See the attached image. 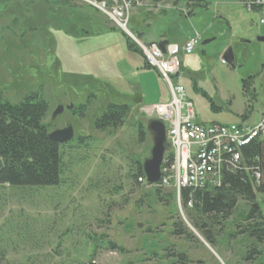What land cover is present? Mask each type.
I'll list each match as a JSON object with an SVG mask.
<instances>
[{
	"label": "rangeland",
	"instance_id": "374dc122",
	"mask_svg": "<svg viewBox=\"0 0 264 264\" xmlns=\"http://www.w3.org/2000/svg\"><path fill=\"white\" fill-rule=\"evenodd\" d=\"M53 1L0 0V98L17 104L39 93L48 104L44 120L48 133L66 126L73 132L65 144L67 169L59 186L0 187V240L9 246L3 264H18L31 247L40 246L42 253L53 255L56 245L81 260H87L96 247V264H175L168 253L191 255L196 249L218 264H251L243 257L253 249L252 257L258 256L252 264H264V244L258 245L244 232L248 203L238 201L230 218L208 224L206 232L214 244L209 245L194 228L207 220L180 210L175 199L167 197L172 195L170 189L161 188L157 196L156 184L133 185L128 175L134 163L142 165L150 157L147 124L152 119L141 108L155 104L148 88L152 81L144 76L146 101L138 104L127 85L137 77L135 58L127 60L123 54L129 48L127 36L112 28L108 37H115L121 47L110 49L99 38L102 16H92V9L76 1L60 8ZM183 2L190 9V3ZM82 8L89 18L69 11ZM146 22L140 20L146 32L154 38L164 34L170 43L180 45L191 34L199 36L193 54L184 56L180 64L178 80L196 123L258 122L264 112V43L255 42L257 36H264V29L258 14L238 0H203L190 17L169 10ZM72 30L76 36L70 34ZM227 50L234 61L221 64ZM124 103L129 104L128 114L121 127L104 131L94 127L109 104ZM59 106L64 109L54 117ZM255 203L263 215V198L251 204ZM174 223H180L184 235L172 234ZM107 242L117 249L107 250Z\"/></svg>",
	"mask_w": 264,
	"mask_h": 264
},
{
	"label": "trees",
	"instance_id": "16d2710c",
	"mask_svg": "<svg viewBox=\"0 0 264 264\" xmlns=\"http://www.w3.org/2000/svg\"><path fill=\"white\" fill-rule=\"evenodd\" d=\"M70 1L56 0L51 3L60 8ZM187 1L190 3L187 5L193 7L200 6L203 2V0ZM126 41L129 49L139 52L129 38L126 37ZM80 107L85 108V106ZM47 113L48 104L39 93H32L17 104L0 98V187L31 190L55 188L61 184L67 169L64 164L65 145L56 144L47 138L49 128L44 124ZM127 114L128 105L109 104L94 121V127L99 131L118 129L123 125ZM139 129L142 136L141 126ZM170 161L171 158H169ZM243 166L259 173L260 183L255 188L243 171ZM238 168L240 169L236 171L225 172L222 183L217 188L204 190L184 188L180 190L182 208L190 215L195 214L199 219L207 220L206 223L200 221L203 224L199 223L194 226L195 229L202 232V235L206 234L204 229L209 223L215 224V220L230 218L238 201L253 203L256 201V196L260 195L264 202V142L256 140L242 147ZM128 178L133 181V185L141 184L138 180H142L144 176L142 165L139 162L134 163V169L129 172ZM154 188L156 195L159 196L161 188L156 186ZM171 193L172 195L167 197L174 199V193ZM189 203L191 207H187ZM248 222L245 232L249 238L257 242L264 241V212L263 215L259 211L250 215ZM172 228L174 236L184 235L180 223L172 224ZM205 240L211 243L209 237ZM8 248V243L0 240V264L6 262ZM39 248L40 246L31 247L26 254L23 253L18 264H51L54 259H57V262L52 264H96L94 261L96 247L87 260L66 255L61 251L59 245L55 246V249L52 250L53 255L49 256L42 253ZM105 248L111 251L117 249L116 245L110 242L105 244Z\"/></svg>",
	"mask_w": 264,
	"mask_h": 264
},
{
	"label": "built area",
	"instance_id": "2783aa9c",
	"mask_svg": "<svg viewBox=\"0 0 264 264\" xmlns=\"http://www.w3.org/2000/svg\"><path fill=\"white\" fill-rule=\"evenodd\" d=\"M86 5L105 17L107 21L132 40L146 64L154 69L165 83L170 99L164 104L142 108L152 120L159 121L165 129L167 152L160 168V180L155 185L170 189L181 210L180 190L217 188L225 172L236 171L241 160V148L252 141L264 142V114L253 125H201L194 121V113L186 100L184 89L178 84L180 55H191L199 41L195 35L181 47L167 44L161 50L157 43H142L129 30L131 18L138 12L158 15L169 10L186 16L189 9L177 0H72ZM248 11L256 10L259 25L264 29V0H238ZM189 7V6H188ZM221 64H225L222 59ZM171 155V157H169ZM169 158L171 161L169 162ZM253 188L259 185L256 170L243 166ZM145 182V178L138 180ZM146 184V182H145ZM187 207H191L189 203Z\"/></svg>",
	"mask_w": 264,
	"mask_h": 264
},
{
	"label": "crops",
	"instance_id": "0c3cea01",
	"mask_svg": "<svg viewBox=\"0 0 264 264\" xmlns=\"http://www.w3.org/2000/svg\"><path fill=\"white\" fill-rule=\"evenodd\" d=\"M177 3L180 6H182V4H183V6H185V3L184 2L181 3V0H177ZM241 5H242V3H241ZM242 6H244V5H242ZM189 8H190L189 9V13L186 15V17H190L192 15V9L194 7L190 6ZM69 11H70L71 15H79V14H82L84 19L85 18L87 19V17L89 18V14H87L83 9L81 11H78V10H75V9L69 10ZM92 11L94 12L92 14V16H100V17L102 16L99 13H97L96 11H94L93 9H92ZM250 12H253V13L258 14L256 10H253V11H250ZM166 13H167V11L166 12H161L158 15H147V14H145L143 12H138L136 15H134L131 18V21H130V26L132 28V30H130L131 33L136 38L140 39V41H142V39H144V41H145L144 43L145 44H148V43H157L158 45H160L162 43L163 47L165 45H167V44H173V45H177V46L181 47L187 40H189L190 38L193 37L192 34L189 37L185 38L183 40L182 44L178 45L176 43H170L168 41L167 37L164 34H161V35H159V37L154 38L151 33L146 32L147 30H144L143 29L144 27H141L140 26V20H141L142 23L143 22L145 23L146 21H148L149 19H152L153 17H159V16H162V15L164 16ZM102 18L104 19V21L99 22V25L100 26L98 25L99 26L98 28L100 30L99 31L100 41L102 40L104 42H107L108 43V48H110V49L120 48L121 45L119 44V42L116 40L115 37H112V35H110V37H108V34L109 33H107V32H109V31L111 32L112 28L114 29V27H112L110 25V23L107 21V19L105 17L102 16ZM91 22H92V24H94L96 21H91ZM146 23H145V25H146ZM70 34L76 36V32L73 31V30L70 32ZM104 42H103V44H104ZM229 51L230 50H227L225 52V54L228 53ZM123 54H124V56L126 57L127 60H129L130 57L131 58H135V60H136V64L134 66V67H136L135 70H134V74L136 73V76L137 77H135V81L132 80L131 82H127V85H128V88H129L130 91L136 93L137 96L135 97V99L138 101V104H141L143 101H146L145 91H144V85H145V78H144V76H147V75L149 76L150 81H152L151 83L148 84V88L152 89L151 98L153 99V101H155L154 102L155 104H153V105L164 104V103L168 102L169 99H170V94H169L168 89H166L167 87H166L165 83L160 79V77L157 74V72L154 69L150 68L146 64V62H145L143 56L141 55V53L140 52H136V54H134L128 48L127 50H125L123 52ZM184 56H189V55H180V64H182L183 62H185L184 61ZM138 57L140 58V60L138 59ZM233 61H234V59H233ZM232 68H234V67L232 66ZM139 77H142V78L139 79ZM138 104H137V108L139 107ZM122 105H129V104L128 103H124ZM263 114H264V112H262L260 114V116L263 115ZM212 124H217V123H212ZM250 126H253V124L250 125Z\"/></svg>",
	"mask_w": 264,
	"mask_h": 264
},
{
	"label": "water",
	"instance_id": "95a60500",
	"mask_svg": "<svg viewBox=\"0 0 264 264\" xmlns=\"http://www.w3.org/2000/svg\"><path fill=\"white\" fill-rule=\"evenodd\" d=\"M255 42L264 43V36H257ZM209 43V41L203 42L202 45ZM162 50V43L159 45ZM226 63L232 64L233 56L229 51L223 56ZM63 107L59 106L54 112L53 116H57L62 113ZM68 110L72 109V106L67 107ZM53 117V118H54ZM147 130L151 134L152 146L150 149V157L142 162V172L145 178L147 186H153L157 184L160 180V168L162 165V160L164 152L167 148L165 129L162 123L156 120H150L147 124ZM47 138L59 145H65L73 138V132L71 127H66L65 129L56 130L47 134Z\"/></svg>",
	"mask_w": 264,
	"mask_h": 264
},
{
	"label": "flooded vegetation",
	"instance_id": "af4514ba",
	"mask_svg": "<svg viewBox=\"0 0 264 264\" xmlns=\"http://www.w3.org/2000/svg\"><path fill=\"white\" fill-rule=\"evenodd\" d=\"M66 127H68V126H66ZM258 197H261V196L257 195L256 198H258ZM246 203H248V202H246ZM248 205H249V215H248V217L250 215H252V214L253 215L256 214V212L261 209V206L258 203H255V204L248 203ZM248 217H247V220H248ZM206 230L207 229L205 228L204 229V233H206V234L203 235V236L205 238L209 237V241L211 242V243H209L208 241L205 240L206 243L209 244V245H214L213 241L211 240L210 234L208 232H206ZM245 234H247V233L245 232ZM255 242L258 245L264 244V241H259V242L255 241ZM254 253H255V251L253 249L250 250L248 252V254L244 255L243 261L251 263V264H252V261H253V263H255L256 260H257L256 258L258 256V253L255 254L256 256L252 257V254H254ZM168 256H169L168 257L169 259H171V260L175 259L177 261V263L175 262V264H218L214 260H212L207 254H205V252H202L201 250H198V249H196L191 255L186 254V253H172V252H170V253H168Z\"/></svg>",
	"mask_w": 264,
	"mask_h": 264
}]
</instances>
